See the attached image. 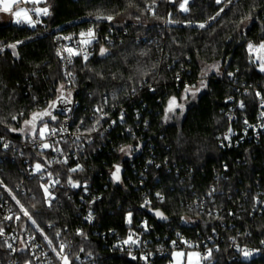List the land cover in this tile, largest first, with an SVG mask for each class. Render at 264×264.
<instances>
[{"label": "trees", "instance_id": "trees-1", "mask_svg": "<svg viewBox=\"0 0 264 264\" xmlns=\"http://www.w3.org/2000/svg\"><path fill=\"white\" fill-rule=\"evenodd\" d=\"M183 1L46 0L42 7L48 15L40 25L0 23V137L19 144L43 123H57L52 103L64 90L78 91L75 125L83 121L88 130L95 105L108 101L109 108L125 110L121 120L115 113V127L104 139L95 135L83 171L72 173V164L45 162L34 151L23 156L32 165L44 162L47 169L41 173L51 170L58 178L52 202L42 187L46 180L26 178L22 157L0 162V196L14 203L22 226L41 241L49 237L56 243L57 234L72 237L71 264L81 254L95 258V264H144L113 248L143 219L151 227L146 237L154 249L177 233L197 242L215 236L218 249L203 264H264V213L253 211L255 197L264 190V135L240 150L218 145V136L230 124L228 113H234L233 125L240 127L242 119L256 120L264 101V71L248 52L249 44L264 43V0H194L182 11ZM91 23L114 43L101 41L85 65L77 62L67 87L53 37ZM11 44H16V55ZM217 63L222 71L210 75L194 102L177 112L179 121H166L169 101L196 87L204 67ZM44 112L51 115L38 117L34 126L25 123ZM127 146L135 149L133 161L120 157ZM117 166L124 174L121 184L113 186L110 178ZM75 178L91 179L95 195L103 196L92 206L93 225L78 217L81 203L68 188ZM146 199L150 207L143 205ZM230 239L259 255L242 260L226 243ZM169 260L164 252L152 264Z\"/></svg>", "mask_w": 264, "mask_h": 264}, {"label": "built area", "instance_id": "built-area-1", "mask_svg": "<svg viewBox=\"0 0 264 264\" xmlns=\"http://www.w3.org/2000/svg\"><path fill=\"white\" fill-rule=\"evenodd\" d=\"M193 1L187 0L188 3H192ZM148 11L152 12V8L148 7ZM33 23L35 26L40 25L41 19L34 16ZM19 25L23 26L25 24ZM89 29L93 31L94 37L87 35ZM81 33H85V35L81 36ZM84 40H91L92 42L84 44ZM101 41L105 44L114 43L111 36H103L100 33V27L94 23L88 24L83 28L72 29L68 32L54 35L55 55L60 64L62 76L67 87H70L73 83V69L76 63L81 62L85 65L94 55L95 46L101 43ZM66 49H72L73 52L78 51L80 54L70 55ZM57 53L60 54L58 55ZM85 55H87V60L84 59ZM257 93L259 92L255 90V95L260 100L261 95H257ZM77 94V90H73L72 93L67 90L61 91L57 98L65 97L70 99L72 101V108L64 117L57 115L60 117L57 123L53 125L43 123L36 127V130L30 137L19 144H15L13 138L8 136L0 137V162L8 158L14 160L16 154L22 157L24 160L23 173H25L28 180L35 176H38L43 181L46 180V183L43 185V190L45 187L48 189V193H50V195H47L49 202L55 199L52 190L58 182V178L51 176V170H47V174L41 173V170L47 169L46 164H43L44 162H37V164L41 165V169L37 171V164L32 165L30 162L31 159L29 160V158L23 156L29 151H34L41 154L42 157H46L45 162H58L62 165L72 164V169H76L75 171L71 169L72 173L83 171L87 166V148L95 144V135H99L100 139H104L115 127L116 121L121 120L125 116V110L119 109L117 111L115 107L109 108L108 101H105L104 106L95 105L89 114V120L92 124L91 130L85 128L83 121L75 125V112L79 108V103L75 101ZM98 109L102 111H98ZM115 113L118 115L117 120L114 116ZM227 116L230 118V124L227 130L218 136V145L220 148L240 150L247 142L259 141L261 136L264 135V101L260 100L257 118L254 122H248L246 119H242V125L235 127L233 125V121L235 120L234 113H228ZM97 121L99 122L97 123ZM45 124L47 125V131L41 137L40 130L44 128ZM53 129H55V133L52 132ZM45 144L48 145L47 148L43 147ZM140 147L137 148L136 153L139 152ZM133 150L135 155V149L133 148ZM133 158L134 156L127 160L133 161ZM149 164L151 165V162ZM123 174L124 172L121 170L119 172V180L110 178V183L113 186L121 184V175ZM68 188L71 190V193L78 196V201L81 203L78 217L81 218L85 225H93L96 215L92 206L95 202L102 199V194L95 195L92 190L93 181L91 179H72L68 183ZM20 191L22 194H25L24 189L18 187L17 192ZM194 204L198 206L199 203L195 200ZM143 205L150 207L151 202L149 199H146ZM253 211L259 214L264 213V190H260L255 197ZM89 214H91V220L88 219ZM17 217L19 218L17 219ZM131 217L132 215H129L127 218V224L129 226L132 224ZM22 225V214L14 203L0 196V264H63L61 258L57 256V253L60 252L61 245L64 246V249L60 255L67 256L70 262V256L72 255V237L63 238L61 234H57L56 243L49 237L41 241L36 234L27 230ZM51 228L52 225H49L48 229ZM150 228L147 220L143 219L135 230L131 229L130 234L125 239L114 242L113 248L121 253H129L133 260H140L144 264H152L153 260L157 256H161L164 252L170 255V260L167 264H185L187 254L193 252L199 255L201 259L200 264H203V261L210 258L213 251L218 249L215 236H208L202 242H197L179 233L175 234L167 245H162L154 249L152 248V240L146 237ZM125 241H128V243H125ZM226 243L235 255L241 256L242 260H249L258 256L260 253L259 250H255L235 239H230ZM245 252L248 253L247 256L244 255ZM177 253H183V255H175ZM233 258L236 259L237 257L234 256ZM75 262L77 264H95L96 259L90 255L81 254L76 256Z\"/></svg>", "mask_w": 264, "mask_h": 264}, {"label": "rangeland", "instance_id": "rangeland-1", "mask_svg": "<svg viewBox=\"0 0 264 264\" xmlns=\"http://www.w3.org/2000/svg\"><path fill=\"white\" fill-rule=\"evenodd\" d=\"M46 0H20V3L18 4H14L12 6V15H11V21L13 24H20L17 23V19H21L23 20V16L21 17H16L15 15H13V12L15 11H19L20 9H24L27 11L28 16L31 17L32 21H33V16H37V18L42 19L45 18L47 15H44L42 10L45 9L42 7V4L45 3ZM184 5V9L187 8V3H185V1H183L182 3ZM181 4V5H182ZM28 5H31L32 7H29ZM181 8V6H180ZM225 7H223L224 9ZM181 8L182 11H186ZM11 13V12H9ZM251 22V20H248L245 24L247 26V24H249ZM0 23L1 24H6L9 23V19L8 18H4V17H0ZM25 25H28L29 27H34L30 24H28L27 22H22ZM248 52L251 55L253 61L258 64V68L261 70V65L264 64V50L259 49V45L257 46H253V49L250 51L249 47H248ZM221 65L220 63L214 64V65H207L204 67L202 75L200 77V81L198 83V85L196 87L190 88L188 89L187 92H185L182 97L179 100H176V104L179 105V107H174L173 111L167 112L166 115V121H171V118L174 117L176 118V120L179 121L180 119V115L177 113L178 111H180L181 113L184 111V109L191 104L192 102H194V100L196 99V97L198 96V94L204 89V84L205 82H207L208 77H210V75H212L213 73L219 74V72H221ZM54 103V102H53ZM52 103V104H53ZM125 149V151H121L120 150V157L121 159H130L131 157L134 156V150L132 147H123ZM47 196V195H46ZM189 254L191 255V259L189 258ZM201 259L199 257V255L195 252L193 253H188L186 260H185V264H200Z\"/></svg>", "mask_w": 264, "mask_h": 264}, {"label": "snow or ice", "instance_id": "snow-or-ice-1", "mask_svg": "<svg viewBox=\"0 0 264 264\" xmlns=\"http://www.w3.org/2000/svg\"><path fill=\"white\" fill-rule=\"evenodd\" d=\"M219 2H220V0H217V3H219ZM18 3H20V0H0V5H2V7H0V11H4V12H12V6H13L14 4H18ZM185 3H187V0H185ZM181 8L184 9V5H183V4L181 5ZM184 10H186V9H184ZM42 12H43L44 15H48V9H47V8L43 9ZM218 14H219V13H218ZM13 15H15V16L18 17V18L21 17V16H23V18H24L23 20H21V19H17V21H16L17 23L27 22L28 24L34 26V23H33L32 19H31V17L28 16V13H27L26 10H24V9H20L19 11H15V12H13ZM97 19H98V20H99V19H108V20H111L112 17H110V16H109V17H101V16H97ZM204 26H205L204 24H201V25H200L201 28H203ZM84 35H85V33H81V36H84ZM87 35H88L89 37H94V33H93V31H92L91 29L88 30ZM91 42H92L91 40H84V41H83L84 44H89V43H91ZM17 43H20V42H17ZM8 47L12 48V49H13V55H16V52H15L16 44H11V45H9ZM248 47H249V50H250V51L253 49V45H252V44H249ZM259 49L264 50V43H261V44L259 45ZM66 51H68L70 55H79V54H80L78 51L73 52L72 49H66ZM105 51H106V50L102 48V49H101V54L103 55ZM57 54L59 55L60 53H57ZM84 59L87 60V55L84 56ZM261 71H264V64L261 65ZM61 87H63V86H61ZM185 91L187 92L188 89L186 88ZM257 95H259V93H257ZM242 106H243V105H241V107H242ZM174 107H179V105L176 104L175 97H173V98L169 101V105H168V108L166 109V111H167V112L173 111ZM98 111H102V110H101V109H98ZM50 115H51V113H49V112H44V113H34L33 116H32V119L29 120V121H25V123H26V124H32V125L34 126L35 121L37 120L38 117H41V118H42L43 116H50ZM51 118H52L53 120L55 119L54 116H52ZM166 118H167V117H166ZM98 122H99V121H97V123H98ZM93 130H95V129H93ZM45 131H47V125H46V124H45L44 128H42V129L40 130V135H41V137L44 136ZM52 132L55 133V129H53ZM77 139H79V138H77ZM43 147L47 148L48 145L45 144V145H43ZM120 150H121V151H125L124 148H121ZM40 169H41V165H40V164H37V165H36V170L39 171ZM75 170H76V169H72V171H75ZM119 172H120V168L117 166L116 169H115V172H113V174H112V175H113V178H114L115 180H117V181L119 180ZM73 186H76V185H73ZM42 187H43V186H42ZM44 191H45L46 195H50V193H48V189H47L46 187L44 188ZM17 203H19V201H17ZM21 210L24 212L25 216H29V213L27 212V210H25V209L23 208V206H21ZM157 215H161V214H160L159 212H157ZM8 218L10 219V217H8ZM18 218H19V217H17V219H18ZM29 218H31V217L29 216ZM88 219L91 220V214H89ZM49 243H51V242L49 241ZM125 243H128V241H125ZM133 243H135V241H133ZM63 249H64V246L61 245L60 252L57 253V256L61 258V260L63 261V264H70V262L68 261V257H67V256H61V255H60V253L63 252ZM53 250L55 251V249H53ZM175 255H183V253H177V254H175ZM191 255H192V254H189V258H190V259H191ZM244 255L247 256L248 253L245 252Z\"/></svg>", "mask_w": 264, "mask_h": 264}, {"label": "water", "instance_id": "water-1", "mask_svg": "<svg viewBox=\"0 0 264 264\" xmlns=\"http://www.w3.org/2000/svg\"><path fill=\"white\" fill-rule=\"evenodd\" d=\"M71 108L72 101L65 97L57 98L53 103L54 112L61 117L66 116L71 110Z\"/></svg>", "mask_w": 264, "mask_h": 264}, {"label": "crops", "instance_id": "crops-1", "mask_svg": "<svg viewBox=\"0 0 264 264\" xmlns=\"http://www.w3.org/2000/svg\"><path fill=\"white\" fill-rule=\"evenodd\" d=\"M0 7H2V5H0ZM11 15H12V12L9 13V12H4V11H0V17H4V18H8L9 19V22L11 21ZM34 17V16H33ZM37 17V16H36ZM39 19V18H38ZM20 24H24V23H20Z\"/></svg>", "mask_w": 264, "mask_h": 264}]
</instances>
